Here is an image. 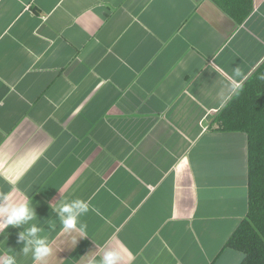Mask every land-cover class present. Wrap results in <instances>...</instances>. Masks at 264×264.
I'll list each match as a JSON object with an SVG mask.
<instances>
[{
    "label": "crops",
    "instance_id": "0c3cea01",
    "mask_svg": "<svg viewBox=\"0 0 264 264\" xmlns=\"http://www.w3.org/2000/svg\"><path fill=\"white\" fill-rule=\"evenodd\" d=\"M253 6L239 25L212 0H0V194L33 200L51 264L106 244L126 264L243 262L225 245L248 213V137L214 120L264 61ZM61 198L90 205L77 246L57 238ZM22 230L0 255L32 264Z\"/></svg>",
    "mask_w": 264,
    "mask_h": 264
},
{
    "label": "trees",
    "instance_id": "16d2710c",
    "mask_svg": "<svg viewBox=\"0 0 264 264\" xmlns=\"http://www.w3.org/2000/svg\"><path fill=\"white\" fill-rule=\"evenodd\" d=\"M237 24L253 11V0H212ZM221 132L248 137V213L225 248L244 255L241 264H264V63L214 120Z\"/></svg>",
    "mask_w": 264,
    "mask_h": 264
},
{
    "label": "clouds",
    "instance_id": "9594fccd",
    "mask_svg": "<svg viewBox=\"0 0 264 264\" xmlns=\"http://www.w3.org/2000/svg\"><path fill=\"white\" fill-rule=\"evenodd\" d=\"M236 75L239 69L233 70ZM61 189L60 192H63ZM59 192V193H60ZM51 212L58 217L59 229L57 238L68 237L71 244L77 246L78 242L87 237V224L81 217L90 211V205L82 199L61 198L59 202L50 203ZM36 207L30 197L17 200L14 192L0 194V235L11 228H22L18 233L17 243L22 244L20 249L24 255L31 254L32 264H51L56 253V240L49 235H43L45 229L37 223ZM51 231H57L56 223L50 225ZM88 264H126L125 252L118 247L104 246L102 254L97 258L93 253L87 255ZM0 264H17L15 256L0 255Z\"/></svg>",
    "mask_w": 264,
    "mask_h": 264
},
{
    "label": "water",
    "instance_id": "95a60500",
    "mask_svg": "<svg viewBox=\"0 0 264 264\" xmlns=\"http://www.w3.org/2000/svg\"><path fill=\"white\" fill-rule=\"evenodd\" d=\"M263 63H264V61L261 63V65H262ZM261 65H259V66L257 67V69L251 74V76H252V75H253V74H254V73L260 68ZM251 76H250V77H251ZM250 77H249V78H250ZM249 78H248V79H249ZM247 81H248V80H247Z\"/></svg>",
    "mask_w": 264,
    "mask_h": 264
}]
</instances>
